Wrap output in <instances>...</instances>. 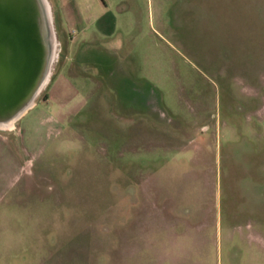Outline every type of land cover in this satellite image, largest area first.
Instances as JSON below:
<instances>
[{
  "label": "rangeland",
  "instance_id": "obj_1",
  "mask_svg": "<svg viewBox=\"0 0 264 264\" xmlns=\"http://www.w3.org/2000/svg\"><path fill=\"white\" fill-rule=\"evenodd\" d=\"M45 2L48 78L0 128V264H264V0ZM73 13L162 122L57 91Z\"/></svg>",
  "mask_w": 264,
  "mask_h": 264
},
{
  "label": "crops",
  "instance_id": "obj_2",
  "mask_svg": "<svg viewBox=\"0 0 264 264\" xmlns=\"http://www.w3.org/2000/svg\"><path fill=\"white\" fill-rule=\"evenodd\" d=\"M71 18L76 24L80 22L77 26L78 35L71 38L72 56L68 65L69 56L63 55L65 64L58 69L59 84L57 91H63L64 82L67 81V77H71L78 82L75 87L71 86L74 94L78 93L79 90L88 94L94 85H97L103 89V94L115 96V104L112 108L114 111L111 115L125 124L133 123L136 119H144L150 124L162 122V111L153 86L146 81L137 80L127 69L118 70L115 68L111 53L108 51L112 45V40L100 38L98 41L96 39L90 41V37L85 33L86 27L81 23L79 13H73ZM98 34L100 37L105 36V33L102 32ZM73 111L74 109L67 106L56 113L53 119L57 123H61ZM43 119L46 121L51 117L44 116Z\"/></svg>",
  "mask_w": 264,
  "mask_h": 264
},
{
  "label": "water",
  "instance_id": "obj_3",
  "mask_svg": "<svg viewBox=\"0 0 264 264\" xmlns=\"http://www.w3.org/2000/svg\"><path fill=\"white\" fill-rule=\"evenodd\" d=\"M50 24L45 0H0V121L16 113L38 86Z\"/></svg>",
  "mask_w": 264,
  "mask_h": 264
},
{
  "label": "bare ground",
  "instance_id": "obj_4",
  "mask_svg": "<svg viewBox=\"0 0 264 264\" xmlns=\"http://www.w3.org/2000/svg\"><path fill=\"white\" fill-rule=\"evenodd\" d=\"M46 10L48 12V7L46 4ZM46 60H45V65H44V72L42 74V77L38 83V86L36 87V89L34 90V92L32 93V95L30 96V98L28 99V101L23 104L17 111L16 113H14L11 117H9L6 121H0V128H8L12 125V122L19 117L27 108L30 107V105H32L33 102V97L37 94V91L39 90V88L46 82L48 75H49V64L51 63L52 60H54L55 54L54 52H51L49 54V52H47V56H46Z\"/></svg>",
  "mask_w": 264,
  "mask_h": 264
}]
</instances>
